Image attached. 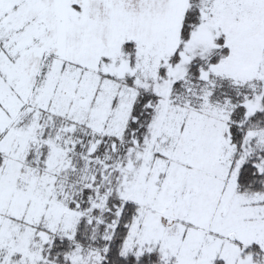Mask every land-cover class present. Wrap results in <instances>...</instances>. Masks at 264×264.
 Instances as JSON below:
<instances>
[{"label": "snow or ice", "instance_id": "1", "mask_svg": "<svg viewBox=\"0 0 264 264\" xmlns=\"http://www.w3.org/2000/svg\"><path fill=\"white\" fill-rule=\"evenodd\" d=\"M0 264H264V0H0Z\"/></svg>", "mask_w": 264, "mask_h": 264}]
</instances>
